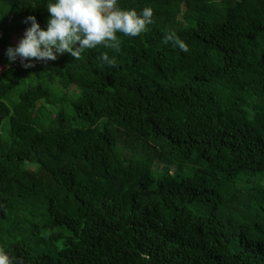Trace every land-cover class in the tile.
Segmentation results:
<instances>
[{"label": "trees", "instance_id": "obj_1", "mask_svg": "<svg viewBox=\"0 0 264 264\" xmlns=\"http://www.w3.org/2000/svg\"><path fill=\"white\" fill-rule=\"evenodd\" d=\"M46 3L0 0V248L16 264H264V0H119L154 13L119 51L13 64L11 36L29 15L46 28Z\"/></svg>", "mask_w": 264, "mask_h": 264}, {"label": "clouds", "instance_id": "obj_2", "mask_svg": "<svg viewBox=\"0 0 264 264\" xmlns=\"http://www.w3.org/2000/svg\"><path fill=\"white\" fill-rule=\"evenodd\" d=\"M44 6L50 14L46 28L41 27L36 16L26 17L25 23L30 22V27L17 45L6 49L11 62L19 59L27 68L34 66L32 58L56 60L65 52L78 60L86 50L99 45L119 51L121 39L118 33L136 37L148 31L154 15L151 7L139 12L134 8H121L119 0H47ZM170 42L181 51H188L187 44L174 32L163 37L165 45ZM102 60L108 66L115 64V59L107 52L102 55ZM0 264H16L3 248H0Z\"/></svg>", "mask_w": 264, "mask_h": 264}, {"label": "rangeland", "instance_id": "obj_3", "mask_svg": "<svg viewBox=\"0 0 264 264\" xmlns=\"http://www.w3.org/2000/svg\"><path fill=\"white\" fill-rule=\"evenodd\" d=\"M20 40L16 39L15 36H11L10 38V41H9V46H15L19 43ZM0 52H3V50H1ZM5 53V52H4ZM5 56H6V53H5ZM33 59V62L36 63L38 60H35V58H32ZM8 61H9V58H8ZM13 64H18V65H21V66H24L23 63H21V61L19 59H17L15 62H12ZM8 67V65H5L3 63V60L0 59V72L4 71L6 68ZM22 89L21 88H17L15 89L10 98L6 101V103L8 104V106H12L13 103H15L17 100H18V94L19 92L21 91ZM67 110L68 112L71 111V108L70 107H67ZM8 128H9V121L8 119L4 122L3 124V134L7 137L8 136ZM171 169L172 171H176L177 170V167L176 166H171Z\"/></svg>", "mask_w": 264, "mask_h": 264}]
</instances>
